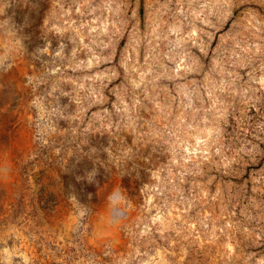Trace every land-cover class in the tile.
I'll use <instances>...</instances> for the list:
<instances>
[{"label":"rangeland","instance_id":"rangeland-1","mask_svg":"<svg viewBox=\"0 0 264 264\" xmlns=\"http://www.w3.org/2000/svg\"><path fill=\"white\" fill-rule=\"evenodd\" d=\"M0 264H264V0H0Z\"/></svg>","mask_w":264,"mask_h":264}]
</instances>
